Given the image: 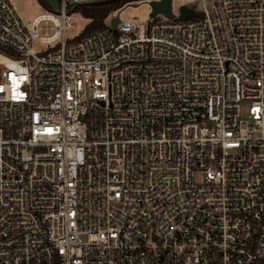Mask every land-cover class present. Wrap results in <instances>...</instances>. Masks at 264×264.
I'll return each instance as SVG.
<instances>
[{
  "label": "built area",
  "instance_id": "built-area-1",
  "mask_svg": "<svg viewBox=\"0 0 264 264\" xmlns=\"http://www.w3.org/2000/svg\"><path fill=\"white\" fill-rule=\"evenodd\" d=\"M56 1L0 0V264L264 262V0L74 40L105 0Z\"/></svg>",
  "mask_w": 264,
  "mask_h": 264
},
{
  "label": "rangeland",
  "instance_id": "rangeland-1",
  "mask_svg": "<svg viewBox=\"0 0 264 264\" xmlns=\"http://www.w3.org/2000/svg\"><path fill=\"white\" fill-rule=\"evenodd\" d=\"M147 0H138L134 2H128L123 5L124 9L119 13L122 21H134V18H138V21L141 24L147 25L148 20L150 19L151 7L149 4H141L137 7H134L135 3H141ZM173 2V10L175 13H180V7L185 2V0H172ZM14 5L16 9L23 19L25 24H29L34 21L36 17L39 15L47 12V7L44 6L45 4L41 2V0H14ZM130 5V6H127ZM203 5L202 0H198L196 3L193 4L198 11L201 12ZM122 7V8H123ZM75 23L76 27L74 31L68 32V39L74 40L83 34L87 26L90 24V19H87L81 11H75ZM118 12H114L113 14H117ZM158 21H164V17H159ZM109 22V21H107ZM33 48L36 52H42L45 49V45L41 43L39 39L34 42ZM1 51V48H0ZM242 112L244 115L248 112V105H243Z\"/></svg>",
  "mask_w": 264,
  "mask_h": 264
},
{
  "label": "trees",
  "instance_id": "trees-1",
  "mask_svg": "<svg viewBox=\"0 0 264 264\" xmlns=\"http://www.w3.org/2000/svg\"><path fill=\"white\" fill-rule=\"evenodd\" d=\"M134 1L138 0H105L78 6L76 11H81L91 21L81 36L104 28L106 26L105 20L111 13L123 7L126 3ZM257 264H264V262Z\"/></svg>",
  "mask_w": 264,
  "mask_h": 264
},
{
  "label": "water",
  "instance_id": "water-1",
  "mask_svg": "<svg viewBox=\"0 0 264 264\" xmlns=\"http://www.w3.org/2000/svg\"><path fill=\"white\" fill-rule=\"evenodd\" d=\"M46 1L49 2L53 8L57 7L56 0H46ZM148 4L151 7V13H150L151 18H155L158 14H162L169 19H173L175 16L172 12V0H152L149 1ZM132 6L137 7V5H132ZM180 13L181 16L186 19H192L196 16V11L194 9L185 6L180 7ZM118 22H119V17H114L111 20V27L113 30H116Z\"/></svg>",
  "mask_w": 264,
  "mask_h": 264
}]
</instances>
